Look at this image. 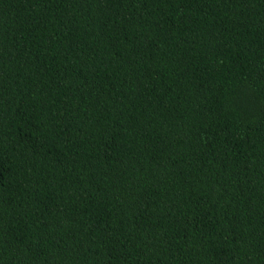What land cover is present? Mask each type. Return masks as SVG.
Instances as JSON below:
<instances>
[{
    "label": "trees",
    "instance_id": "trees-1",
    "mask_svg": "<svg viewBox=\"0 0 264 264\" xmlns=\"http://www.w3.org/2000/svg\"><path fill=\"white\" fill-rule=\"evenodd\" d=\"M0 264H264V0H0Z\"/></svg>",
    "mask_w": 264,
    "mask_h": 264
}]
</instances>
